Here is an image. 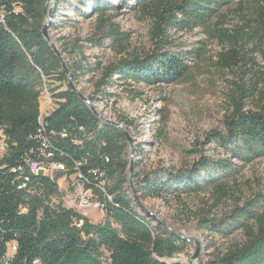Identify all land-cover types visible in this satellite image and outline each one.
Returning a JSON list of instances; mask_svg holds the SVG:
<instances>
[{"label": "trees", "instance_id": "16d2710c", "mask_svg": "<svg viewBox=\"0 0 264 264\" xmlns=\"http://www.w3.org/2000/svg\"><path fill=\"white\" fill-rule=\"evenodd\" d=\"M128 1L119 2L130 6ZM134 1L135 8L153 23V49L103 70L102 79L88 97L91 103L110 97L106 90L115 78L127 87H151L176 84L187 77L192 70L190 56L174 49L171 32L201 29L208 35L264 46L261 3L254 9V28L247 20L245 24L251 29L246 32L220 28L225 19L222 12L237 0ZM51 6L52 0H0V140L6 144L0 160V264H105L106 253L108 264H167L165 260L188 249V242L164 231L157 221L155 226L152 216L139 214L135 205L146 200L170 204L207 191L215 198V207L233 199L231 183L241 168L232 160L247 164L264 159V76L258 91L256 85L244 95H257L258 111H243V101L234 98L225 134H209L226 158L200 155L197 162L178 170L160 168L138 176L132 187L125 134L102 122L72 91L62 62L43 36L46 23L50 31L66 27L61 20L64 12L84 20L96 17V31L88 42L123 53L129 34L121 32L113 23L114 15H109L117 11V5L114 0H54ZM67 52L76 55L69 67L76 85L90 69L83 67L87 59L79 40L69 44ZM227 59V68L237 60L236 56ZM53 81L59 85H49ZM45 93L58 103L44 117L40 100ZM118 121L132 126L128 120ZM29 158L43 165H64L67 171L56 173L54 178L13 173ZM68 173H77L85 190L100 195V202L106 205L105 223L92 225L75 210L64 207L58 181ZM239 203L221 219L206 210L201 212L199 223L210 235L224 239L243 235L242 242L207 264H264V196L250 198L241 206ZM77 220H84L81 229L75 225ZM11 245L17 249L6 263Z\"/></svg>", "mask_w": 264, "mask_h": 264}, {"label": "rangeland", "instance_id": "374dc122", "mask_svg": "<svg viewBox=\"0 0 264 264\" xmlns=\"http://www.w3.org/2000/svg\"><path fill=\"white\" fill-rule=\"evenodd\" d=\"M114 1L117 11L109 15H114L113 23L121 32L129 34L123 53L108 46L93 47L88 42L96 31V17L84 20L64 12L61 20L67 23L66 27L59 31H48L69 76L70 63L76 55L67 52L68 45L79 40V45L83 47V55L87 59L83 67L90 70H85L80 83L73 86L86 99L93 95L97 82L103 77V70L108 66L117 64L121 59L143 56L153 49L152 21L135 8L134 0L127 2L130 6L120 3V0ZM260 3L264 7V0H237L229 10L222 12L225 19L220 28L249 32L251 28L245 23L249 21L254 28V9ZM169 36L175 50L190 56L188 64L192 70L187 77L176 84L151 87L142 84L127 87L115 78L113 85L106 90L110 97L103 102L91 103L101 118L117 124H120L119 118L131 122L132 126L124 127V130L129 137L127 159L129 169L133 165V180L160 168L178 170L197 162L200 155L213 159L226 158L209 134L213 131L225 134V122L233 112L234 98L243 101V111H258L257 95L254 93L246 98L244 95L253 86H258L257 91L262 87L263 43H253L251 40L241 43L239 38H220L208 35L201 29L171 32ZM198 54L199 58H195ZM223 55L233 59L236 56L235 65L227 68L225 61L228 57ZM49 85L54 87L59 83L53 81ZM57 103V99L45 93L40 100L41 115H49L57 108ZM232 163L241 168V173L231 183L233 199H226L217 207L213 206L215 198L209 191L170 204L146 200L135 205L139 214L152 216L155 226L157 221L164 231L197 241L200 251L194 264H207L233 244L243 241L241 233L228 239L210 235L203 228L205 225L199 223L203 210L221 219L234 208L236 202L239 201L241 206L250 198L264 196V159L247 164L232 160ZM78 178L77 173H68L58 181L65 208L75 210L92 225L105 223L104 212L94 207L101 200L95 191L83 192L91 197L93 206L79 208L81 195L78 190L82 184ZM188 244L184 253L165 260L167 264H191L197 245ZM108 257L106 253L105 264H108Z\"/></svg>", "mask_w": 264, "mask_h": 264}, {"label": "built area", "instance_id": "2783aa9c", "mask_svg": "<svg viewBox=\"0 0 264 264\" xmlns=\"http://www.w3.org/2000/svg\"><path fill=\"white\" fill-rule=\"evenodd\" d=\"M1 18L3 19V15H1ZM1 136H2V130L0 131V137ZM5 152H6V144H5V141L3 139H1L0 140V160L2 159ZM66 171H67V169L64 165L57 164V163H51L48 165H43L38 160H35L32 158L27 159L22 165L13 169V173H17V174H21V175L27 174L28 176H38L40 174H43V175L49 176L51 178H54V175L56 173H66ZM27 180H28V178H27ZM23 187H26V186L23 185ZM85 191H88V190H85L83 185L78 190V193L81 195L80 202L78 205L79 208H81V207L86 208V207H92L93 206L91 197H89L88 195H85L83 193ZM94 207H96V209H98V210H102V212H104V214H105V211H106L105 203L100 202V203L96 204ZM75 225L78 229H81L84 226V220L75 221ZM16 249H17L16 245L10 246V253L4 259V260H6V263L10 261L12 255L14 254Z\"/></svg>", "mask_w": 264, "mask_h": 264}, {"label": "water", "instance_id": "95a60500", "mask_svg": "<svg viewBox=\"0 0 264 264\" xmlns=\"http://www.w3.org/2000/svg\"><path fill=\"white\" fill-rule=\"evenodd\" d=\"M53 3H54V0H52V6L51 7H53ZM50 22H51V18H50V20H49ZM49 23H47L45 26H44V29H43V36H44V38L46 39V41L49 43V45L51 46V48H52V50L54 51V53H55V55L58 57V59L62 62V64H63V70L68 74V77H69V80H70V86H71V88H72V91L73 92H75L83 101H85V102H87L88 104H89V106H90V108H91V111L102 121V122H104V123H107V124H110V125H113V126H116V127H118L119 129H121L122 131H123V133L125 134V136H126V138H128L129 139V137H128V135H127V133L125 132V130H124V125H122V124H117V123H113V122H111V121H109V120H106V119H104V118H101L100 116H98L97 114H96V112H95V110L92 108V106H91V102L88 100V99H86V98H84L83 97V95L78 91V90H76L75 89V87L73 86V83H72V81H71V76H69V73H68V71H67V69H66V66L64 65V63H63V60H62V57H61V55H60V53H59V51L57 50V48L55 47V45L52 43V41H51V38L49 37V34H48V31H49ZM129 176H130V182H131V185H132V187L134 186L133 185V165L131 164V166H130V169H129ZM182 239H184L186 242H188V243H194V244H196L197 245V250H196V253H195V255L192 257V259H191V264H194V262L198 259V257H199V251H200V245H199V243H197V241H195V240H192V239H190V238H183L182 237Z\"/></svg>", "mask_w": 264, "mask_h": 264}, {"label": "bare ground", "instance_id": "6f19581e", "mask_svg": "<svg viewBox=\"0 0 264 264\" xmlns=\"http://www.w3.org/2000/svg\"><path fill=\"white\" fill-rule=\"evenodd\" d=\"M109 201H111V198H109Z\"/></svg>", "mask_w": 264, "mask_h": 264}]
</instances>
